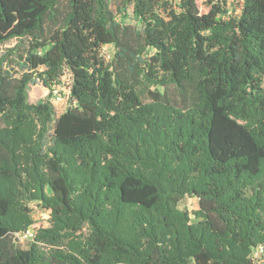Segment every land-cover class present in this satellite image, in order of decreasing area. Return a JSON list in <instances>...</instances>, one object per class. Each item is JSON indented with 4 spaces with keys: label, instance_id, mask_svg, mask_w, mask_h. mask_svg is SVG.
Here are the masks:
<instances>
[{
    "label": "trees",
    "instance_id": "trees-1",
    "mask_svg": "<svg viewBox=\"0 0 264 264\" xmlns=\"http://www.w3.org/2000/svg\"><path fill=\"white\" fill-rule=\"evenodd\" d=\"M208 4L0 0V264H264V0Z\"/></svg>",
    "mask_w": 264,
    "mask_h": 264
},
{
    "label": "rangeland",
    "instance_id": "rangeland-1",
    "mask_svg": "<svg viewBox=\"0 0 264 264\" xmlns=\"http://www.w3.org/2000/svg\"><path fill=\"white\" fill-rule=\"evenodd\" d=\"M209 1L210 0H198L201 13L209 12L210 10V4H208ZM227 5L230 13L235 15L240 12L242 0H227ZM121 21L124 22V24L126 23V25L137 26L136 29H138L139 27V25L133 18L131 10H129V18H121ZM16 44L17 41L13 40L0 46V57L8 53V50L10 48H13ZM26 44L27 42L25 41L24 45ZM103 51L107 60L110 61L112 60V57L114 56L117 50L114 46H107ZM19 63L21 64L23 63L22 61H20L19 57H15L14 55H11L6 65V67L10 69L12 75L15 78H20L24 73H26V70H23V68L20 66ZM71 84H72V80L70 74H67L65 77H63L61 82H57L49 86H45L42 82L37 80V82L33 83L29 89V101L30 103L35 104L41 100L46 99L48 95H51V101L54 103L58 114H62L63 112L66 111V109L70 105ZM144 100H146V97H144ZM181 207L187 208L189 210H196L198 209L199 204L196 199H191L187 197L181 203ZM33 216L34 219L37 221L43 220L44 227L49 226V223L47 221L49 218V213H47L46 211L35 206ZM31 228L36 229V231H38L39 224ZM23 246L26 247L27 245H23Z\"/></svg>",
    "mask_w": 264,
    "mask_h": 264
},
{
    "label": "built area",
    "instance_id": "built-area-1",
    "mask_svg": "<svg viewBox=\"0 0 264 264\" xmlns=\"http://www.w3.org/2000/svg\"><path fill=\"white\" fill-rule=\"evenodd\" d=\"M37 235L36 229L29 228L26 231L22 232L20 238L22 240H33Z\"/></svg>",
    "mask_w": 264,
    "mask_h": 264
}]
</instances>
